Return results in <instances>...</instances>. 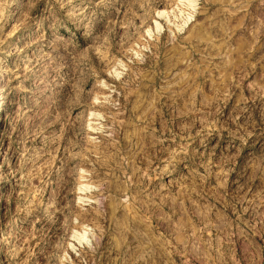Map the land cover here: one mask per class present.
Segmentation results:
<instances>
[{
	"label": "rangeland",
	"instance_id": "obj_1",
	"mask_svg": "<svg viewBox=\"0 0 264 264\" xmlns=\"http://www.w3.org/2000/svg\"><path fill=\"white\" fill-rule=\"evenodd\" d=\"M0 264H264V0H0Z\"/></svg>",
	"mask_w": 264,
	"mask_h": 264
}]
</instances>
